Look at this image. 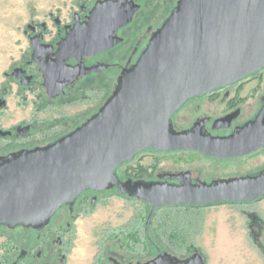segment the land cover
<instances>
[{
	"label": "flooded vegetation",
	"instance_id": "obj_1",
	"mask_svg": "<svg viewBox=\"0 0 264 264\" xmlns=\"http://www.w3.org/2000/svg\"><path fill=\"white\" fill-rule=\"evenodd\" d=\"M109 1L96 19L111 18L118 23L110 31L99 33L96 21L90 20L94 7ZM181 0H79L76 8L63 17L52 11L44 20L33 19L24 34L28 46L8 71L0 85V158L46 147L67 136L94 115L117 92L124 73L133 68L150 40L178 9ZM105 23L107 22L104 21ZM108 22V23H109ZM102 23V22H100ZM88 25H94L89 28ZM78 27V32L74 31ZM88 27V28H87ZM116 40L103 49L64 46L68 40ZM14 105L22 116L4 124L6 112ZM13 110V109H12ZM172 134L205 146L206 141L226 139L249 130L245 138L264 140V67L204 92L188 96L170 115ZM256 143L246 147L255 146ZM172 154V166H160L162 156ZM147 156L153 159L144 162ZM204 158L210 162L200 164ZM115 173L121 182L159 183L172 186L203 187L215 182L264 174V143L249 151L217 155L196 146L143 149L122 162ZM136 200L141 213L118 229H103L95 238L97 251L88 263L80 254L77 221L90 214L107 193ZM106 194V195H105ZM112 198V196L107 199ZM264 196L252 200L217 201L210 204L180 202L161 205L151 215L152 205L129 193L122 194L118 185L102 190L86 189L75 199L57 208L49 218L30 224H0V264H136L159 254L169 253L184 259L179 250H164L155 245V255L144 260H122L110 251V242L126 249L125 238L152 237L165 239L167 228L159 226L157 214L166 208L176 209L184 234L197 236L195 215L216 205H258ZM104 204V202H103ZM250 232L257 246L264 250V217L251 216ZM188 224V225H187ZM187 227L185 228V226ZM258 242V243H257ZM142 243V241H141ZM143 244V243H142ZM148 248V247H147ZM200 250V249H199ZM131 252V251H130Z\"/></svg>",
	"mask_w": 264,
	"mask_h": 264
},
{
	"label": "water",
	"instance_id": "obj_2",
	"mask_svg": "<svg viewBox=\"0 0 264 264\" xmlns=\"http://www.w3.org/2000/svg\"><path fill=\"white\" fill-rule=\"evenodd\" d=\"M109 1L98 3L90 20L103 34L118 25L96 19ZM102 22V23H100ZM109 22V23H108ZM89 28L94 25H88ZM88 28V27H87ZM78 32V27L74 29ZM116 40H68L65 47L103 49ZM264 67V0H181L148 43L112 98L91 119L56 142L18 156L0 158V224L45 221L86 189L118 185L152 205L210 204L264 196V174L203 187L121 182L115 169L146 148L196 146L209 153H243L264 143L245 138L192 144L170 132L171 113L190 95L235 81ZM255 146L246 147V144ZM136 264H206L197 249L181 259L169 253Z\"/></svg>",
	"mask_w": 264,
	"mask_h": 264
},
{
	"label": "rangeland",
	"instance_id": "obj_3",
	"mask_svg": "<svg viewBox=\"0 0 264 264\" xmlns=\"http://www.w3.org/2000/svg\"><path fill=\"white\" fill-rule=\"evenodd\" d=\"M78 1L0 0V85L4 81V73L19 60L28 46V38L24 34L28 23L33 19L44 20L52 11H62L63 17L66 18L76 8ZM15 101L16 98L11 96L13 110L9 109L6 112L4 124H8L10 118L15 117L14 114L20 110L14 105ZM16 115L22 116L23 112ZM173 156L172 154L162 156L165 161L160 166L165 169L172 166ZM152 159L151 156H147L143 160L146 163ZM199 162L210 167V162L204 158ZM107 196L112 198L103 197L101 204L95 206L90 214L82 216L75 225L80 254H83L87 263L97 251L96 237L90 238L91 234L107 228L118 229L123 224H128L134 214L143 210L142 204L136 200L115 197L114 192L107 193ZM249 214L264 217V199L258 205H216L198 211L195 221L200 234L187 236L189 241L187 247L199 248L206 255L208 264H264V250L257 246L256 238L250 232ZM153 231L156 232L152 228V237L148 239V243L147 238L127 236L125 238L127 250L122 249L118 242H110V251L107 253L116 255L124 261H137L155 255V245L169 250L168 242L160 236H155ZM187 247L178 253L190 255L191 250L188 251Z\"/></svg>",
	"mask_w": 264,
	"mask_h": 264
},
{
	"label": "trees",
	"instance_id": "obj_4",
	"mask_svg": "<svg viewBox=\"0 0 264 264\" xmlns=\"http://www.w3.org/2000/svg\"><path fill=\"white\" fill-rule=\"evenodd\" d=\"M176 209L166 208L157 214V221L159 226L167 228V235L165 236V240L168 244L171 245L172 248L179 250L180 252L186 249L188 244V235L184 234V226L180 222V220H176L178 216ZM200 234V229L197 227V235ZM203 254V257L207 262L206 255L200 250Z\"/></svg>",
	"mask_w": 264,
	"mask_h": 264
}]
</instances>
